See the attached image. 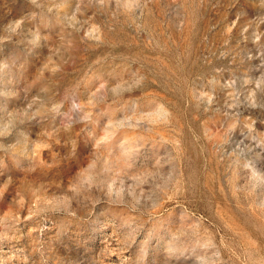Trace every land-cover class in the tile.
Listing matches in <instances>:
<instances>
[{
  "label": "rangeland",
  "instance_id": "374dc122",
  "mask_svg": "<svg viewBox=\"0 0 264 264\" xmlns=\"http://www.w3.org/2000/svg\"><path fill=\"white\" fill-rule=\"evenodd\" d=\"M0 264H264V0H0Z\"/></svg>",
  "mask_w": 264,
  "mask_h": 264
}]
</instances>
